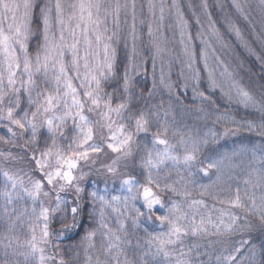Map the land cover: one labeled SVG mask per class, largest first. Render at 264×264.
Listing matches in <instances>:
<instances>
[{"label": "snow or ice", "instance_id": "obj_1", "mask_svg": "<svg viewBox=\"0 0 264 264\" xmlns=\"http://www.w3.org/2000/svg\"><path fill=\"white\" fill-rule=\"evenodd\" d=\"M260 3L264 5V0H260ZM232 4L247 21L248 17L244 14L239 0H232ZM136 7V0H124V3H121V0H75L67 4L64 0H0V128L4 129V134L8 137L5 140L0 136V140L4 143H14L17 139L27 138L23 145L25 153L27 154L29 148L33 149L28 159L35 164L34 172L39 173L38 178L28 175L25 181L20 172L0 168V176L4 181L0 198L6 205H10L23 194L33 204V216L43 224L39 238L36 235L38 225L30 226L31 237L25 241L28 250L21 253L26 264H66L63 258L56 261L53 256L45 254L43 245L49 244L51 237L49 225L54 219L60 220L62 227L60 232L56 233L58 238L77 226L80 194L84 192L80 184L88 175L83 169L88 167L92 170L98 162L101 163L102 174L111 177L113 182L118 180L120 188L127 195L123 198L112 196L109 200L96 191L89 193L94 202L93 214H96L95 205H99V228L104 230L102 235L106 238V243L101 245L105 259L102 261L97 256L95 264H111L113 260L116 264H121V237L105 223L106 209L117 213L118 216L123 215L121 208L116 205L127 209L129 201L139 200L141 207L147 211L148 220H152L156 212L161 213L155 216V220L159 221L161 227L167 225L168 231L153 236L150 243L156 246V251L152 254L153 259L162 256L163 264H172L173 257L175 264H194L191 258L193 249L188 248L185 251L183 246L177 245H182L188 236L197 237L210 231L212 234L221 231L232 232L241 219L230 211L219 210L220 216L214 221L211 214L207 217L200 214V209L205 207L203 199H191L194 188L203 189V196L210 187L199 184L197 177H208L212 170L219 174L223 161L228 158L227 154L219 158H201L203 146L208 143V140L202 137H189L188 140L182 137L178 150V146L170 143L167 138V112L164 122L161 123L158 110L153 111L147 106L132 104L136 93L130 70L134 73L139 68L138 64L132 63V59L138 54ZM187 7L191 9L192 4L189 3ZM200 7L207 18L210 35L218 41L222 40L216 22L208 11L207 0H202ZM156 8L153 0H148V9L153 18L156 17ZM166 8L169 14L174 13L175 29L179 31L182 51L177 59L183 65L180 73L184 81L183 87H192L193 99L199 97L202 101L207 100L205 92L200 91L203 83L202 73H206L209 92L219 89L231 100L234 89L239 103L246 108L252 107L261 114L259 124L254 121L246 122L249 131H257L258 135L264 136V97L257 100L235 80L228 68L223 66V61L215 56L216 50L205 39L201 20L195 12V24L200 30L195 35L189 31V21L185 18L178 0H171L167 5L161 0L160 24L156 31L163 25ZM129 10L132 23L129 32L122 37L119 31L121 14L123 13V23L128 24ZM109 18L113 25L111 34L107 27ZM9 20L5 28L4 22ZM225 23L237 39H243L241 29L234 21L226 17ZM65 32L71 36L72 43H68ZM128 37L131 38L130 55L125 57L128 63L124 65L123 76L119 78L122 83L115 89L120 95L114 96L104 91V85L116 77L117 45L122 42L127 52ZM147 37L145 52L151 53L153 72L155 73L156 60L160 59V84L171 91L163 67L167 49L162 47V41L156 37L151 23L147 25ZM32 39L37 41L34 57L29 56V42ZM81 40L84 45L83 56L80 54ZM197 40L199 45L195 43ZM243 46L247 47V43ZM66 53H70L71 57L68 63L65 62ZM210 58L215 59L217 68L223 66V71L219 73L222 79L217 78V68L210 66ZM257 59L264 57L257 56ZM147 62L144 61L145 64ZM70 71L74 72L75 76H70ZM77 79L80 80L79 86L73 84V80ZM224 80L229 82L227 91ZM148 95L151 97L152 92ZM22 97L26 98V104L22 102ZM217 119L231 118L225 113ZM228 134L225 129L224 135ZM141 139L146 142L142 155L139 144ZM102 157L107 162H102ZM0 158L5 161L16 159L11 152H0ZM261 159L264 160V157ZM166 168L176 170L179 180L168 183V177L165 176L162 181L161 174ZM101 169L95 171L100 173ZM219 180L220 176L217 175V181ZM258 182L264 183V169L260 170ZM67 190L76 194L75 206L70 209L67 208L68 201L60 195ZM162 192L174 194L181 199L165 202L160 195ZM51 193H55L54 205L45 206L42 198L51 201ZM249 200L250 204L243 202L237 188L234 198L230 197L221 202L227 203L231 208H247L249 212H259L261 222L264 223V196H261L259 205L254 197H249ZM62 205L65 208L62 209ZM133 210L136 213L133 220L135 224L145 213L134 206ZM62 211L65 215L57 217L56 214ZM69 211L71 223L66 222L69 219ZM4 214L6 227L11 231L16 225L7 207ZM19 219L17 216L16 220ZM119 227L123 230V223H120ZM95 235L96 231H89L85 236L90 248L94 247L92 239ZM10 245L11 241L8 246ZM239 251V248L235 249V252ZM92 261L93 258L88 256L87 264H92ZM123 264L132 262L125 258ZM217 264H221L219 257ZM222 264H237V258L230 254L223 258Z\"/></svg>", "mask_w": 264, "mask_h": 264}, {"label": "rangeland", "instance_id": "obj_2", "mask_svg": "<svg viewBox=\"0 0 264 264\" xmlns=\"http://www.w3.org/2000/svg\"><path fill=\"white\" fill-rule=\"evenodd\" d=\"M140 1L143 4V7L136 10L137 11L136 31L139 37L138 40L142 42L144 41L145 49H146L148 44V37H147V30H145V28H147V25L149 23H151L156 37L162 41V47H165L167 49V52L163 59V67L165 71L166 82L171 86V91H169L168 87H165L164 85L160 84L162 61L160 59L156 60L155 73L153 72L152 64L150 63L149 78L150 81L152 82L155 81V88L153 89L152 86V90H151L152 96L148 97L147 100H144L145 104L141 105V107L147 106L149 109L153 111L158 110L159 120L161 123L164 122L165 112H167V117H166L168 122L167 138L169 139L170 143L176 144L178 146V150H179V141L182 137L185 140H188L189 137L206 138L208 140L207 145L211 141L218 140L221 136L219 132L221 128L218 129V127L224 126L226 124L225 123L226 121L229 122L232 119L231 117L233 114L230 115L228 112L225 111L224 104L219 105L221 109H219L220 111H218L214 107H209V104L206 102V100L202 101L199 97L193 99L192 87L189 86L186 89L183 87L184 81L180 75L183 65L180 63V60L177 59V57L181 56L182 46L179 43L180 40L179 31L176 30L174 27L175 26L174 13L169 14L168 9L166 8L163 25L159 27V31H156L158 25L160 24L159 4L161 3V1H154V3L157 5L155 18H153L151 13L149 12L148 0H136V4H139ZM130 13L131 10L129 11V14ZM140 13H143V16L138 18V15ZM130 20L128 19V21ZM141 21H143V24H141ZM9 22L10 20L4 22L5 28H7V24ZM144 26L145 28H143ZM122 27H125V25L121 24L120 28ZM128 27H129V23H128ZM81 43L83 44L82 40ZM195 43L200 44L199 41ZM82 52L84 54V51ZM29 56L34 57L35 51L34 53L29 54ZM22 58L23 57L21 55V60ZM70 58H71L70 53H66L65 62L68 63L70 61ZM170 60L175 62L171 63ZM200 67L202 68V63L200 64ZM137 74L138 73H135V75ZM69 75L75 76V73L70 71ZM202 75L204 82L200 87V91H204L205 95L208 98L211 95H217L219 89L209 92L207 90L206 73H202ZM227 83L229 82L226 81V85ZM73 84L75 86H79L80 80L78 79L73 80ZM233 91L234 92H232V96L233 98H236L235 90L233 89ZM219 96H221L222 99H224L225 103L229 100L222 93L219 94ZM138 99H140L139 94H137V97L136 96L134 97V100H132V104L139 105V103H135L138 102ZM22 102L26 104L25 97H22ZM241 106L243 108L245 107L243 104L238 102L237 104L238 115L235 114L234 116V119L238 123L237 127L239 130H242L243 128L241 124L243 125V123H245L240 117ZM225 113L231 119H220V120L217 119L218 116L224 115ZM247 120L248 119L245 118L244 121ZM68 128L69 129L71 128V122H69ZM2 130L4 131V129ZM246 134H249V131L246 132ZM144 143L146 142L143 139L139 141L141 155L143 154ZM229 146L230 148L228 146L221 147L219 149V153L216 155H211L208 153L207 155H204L203 149L206 147V145L203 146L201 158H203L204 156H213L214 158H219L221 156H224L225 154H227L228 158L223 161L221 172L219 174L216 173L215 170H212L208 177H204L202 175L197 177L199 184L209 185L210 187L208 188L207 193H205L203 196L201 195L203 189L195 188V190H197L200 193H195L192 190L191 199H197V200L203 199L205 202V207H202L200 209V214L204 215L205 217L211 214L212 219L214 221L217 219V217L220 216L219 210H224L225 212L230 211L240 216L241 219L238 225L234 228V230L232 232H226V234L230 235L228 239H233L235 235H237L239 239L237 240L236 243L235 241H233L232 245L231 244L228 245L226 244L227 242L220 244H216L215 242L216 237L220 236L222 232L218 234H212V232L210 231L208 234H202L197 237L188 236L183 240V244L177 245V247L183 246L185 251H187L188 248H192L193 250L191 252V258L194 261V264H217L218 257L220 258L222 264L223 258L230 254L236 256L237 264H264V245L261 244L260 249L256 250L255 252L254 250H250V251L244 250L242 247L244 244H246L243 243L246 241L245 230H244L245 225L243 221L247 220L246 217L251 218L252 216L249 217V215L251 214L253 215L254 219L256 220L258 219L261 221L259 212H249L247 208L245 209L231 208L227 203L221 202V201H227L230 197L234 198L235 190L239 188L240 197L243 202H245L246 204H250L251 201L249 200V197H254L257 201V204L259 205L261 196H264V183L258 182L260 170L264 169V160L261 159L262 157H264V153L260 152L258 145L247 143V141L241 142V140H239L237 142V146H232L230 144ZM149 147H151L150 144ZM233 153H235V155H233ZM101 161L107 162L103 157L101 158ZM95 169H101L100 162H98L92 170H90L88 167H85L83 170L85 172H91V171L96 172ZM100 173H102V169ZM217 175L220 176L219 181H217ZM103 176H104L103 174H99L98 178H101ZM165 176L168 177L167 180L168 183H172L173 181L179 180V175L177 174L176 170H170L167 168L164 169L161 174L162 181ZM101 181L102 179L100 180V182ZM103 181L107 182V179H103ZM245 181H248V183L246 184ZM177 187H179V185H177ZM221 189H223V191ZM92 191H96L99 195L106 196L109 200L111 199L112 196H120L121 198H123L124 196L127 195V193L120 188L119 182L111 183V184H106V183L98 184L93 181L91 182L88 189H86V199L89 202L86 211V221H87V217L91 216L93 227L91 228V230L88 231L86 230V232L82 234L84 238L82 239L81 244L83 246L81 250L80 249L76 250V254L77 256L80 255L82 257L83 262L82 263L77 262L76 264H87L88 256H91L93 258L92 264H95V259L97 256H99L102 261L105 259V256L101 252V245L106 243V238L102 235L104 230L99 228L98 204L95 205L96 218H95V214H93L94 202L89 195V193H91ZM68 192L70 193L69 195L67 194ZM60 195L68 201V205H67L68 209L74 206L72 205V199L70 198L76 196L74 191L67 190L65 192H61ZM160 195L162 199L165 200V202H168L169 200L179 201L181 199L180 197H177L174 194L167 192H162L160 193ZM116 206L121 208V212L123 213V215L118 216L117 213L112 212L110 209H106L105 223L112 229L113 232H115L117 235L121 237L120 247L123 253L120 256L121 264H123L125 258L131 261L132 264H145V262H147V264H163L162 256H158L155 259H153L152 254L155 253L156 246L150 243V240L153 236L168 231L167 225L161 227L159 221L155 220V216L160 215L161 213L156 212L155 214H153V219L148 220L147 211L146 209L141 207V201L139 200L129 201V206L127 209H124L122 205H116ZM133 206L135 208H140V211L145 213L136 220L135 224L133 223V220L136 218V213L133 210ZM61 207L65 208L64 205H62ZM185 210L187 211V209ZM244 214H246V216ZM77 217H78L77 218V226H78L80 220L82 219L81 209H80V214ZM197 219H199V216L197 217ZM69 220H70L69 223H71L70 218ZM225 220H227V217H225ZM120 223H123L124 225L123 230H121L119 227ZM89 231H96V235L92 239V244L94 245V247L91 248L89 247V242L85 239V236ZM68 236L69 235L67 233H64L62 236H60V239L68 238ZM241 236H244L243 237L244 239L241 240ZM23 245L24 247H26L25 244ZM237 248L240 249L239 252H235V249ZM243 250L245 251L246 254L245 253L243 254L242 252ZM113 254L115 255V253ZM111 264H116V261L113 260ZM172 264H175V257L172 258Z\"/></svg>", "mask_w": 264, "mask_h": 264}, {"label": "trees", "instance_id": "obj_3", "mask_svg": "<svg viewBox=\"0 0 264 264\" xmlns=\"http://www.w3.org/2000/svg\"><path fill=\"white\" fill-rule=\"evenodd\" d=\"M154 1H161V0H153ZM75 0H64V3H73ZM181 5V9L184 12L185 18L189 21V31L195 35V33L200 30L199 26L195 24V17L193 16V12L195 15L198 16L201 20V24L203 26V31L205 34V39L209 41L212 48H214L215 56L219 57L221 61H223V66L228 68L235 80L239 82V84L247 90L251 95H253L257 100H260L264 97V59H257V56L264 57V5H261L260 0H239L240 5L244 9V14L247 15L248 20L245 21L241 14L236 10V8L232 4V0H207L208 4V11L211 13L212 19L216 22V27L219 29L220 36L222 40L218 41L214 37L210 35L209 25L207 18L204 15L203 9L200 7L202 0H178ZM121 3H124V0H121ZM164 3L170 4L171 0H164ZM191 3L192 8L189 9L187 5ZM160 5V4H159ZM136 10L143 7V4L140 3L136 4ZM70 11V10H68ZM130 11V10H129ZM137 12V11H136ZM122 21L123 23V13ZM143 13L138 15V18L142 17ZM230 18L234 21L241 29L243 39H237L234 33H232L229 29L227 24L225 23V18ZM131 13L128 15V19L130 20ZM137 18V13H136ZM131 21H128V24H124L125 27L120 28V34L124 37L130 30ZM249 21L251 23H249ZM35 28V23L33 24ZM74 27V23H73ZM109 29V34L113 30V25L111 23V18H109V22L107 25ZM128 27V28H127ZM175 27V26H174ZM145 28V26L143 27ZM142 28V29H143ZM147 30V28H145ZM77 35L79 36V30H77ZM66 39L68 43H72L71 36L65 32ZM129 40V49L126 50L123 47V43L121 42L117 45V65H116V77L110 79L104 85V91L107 93H111L114 96L120 95L119 92H116L117 89L122 81H120V77L123 76L124 65L128 63V60L125 59L126 55H130L131 49V38L128 37ZM199 41V40H197ZM195 41V42H197ZM247 43V47L243 46L244 43ZM37 41L35 39L30 40L29 42V54L34 53L36 48ZM197 45H199L197 43ZM226 45V46H225ZM35 46V47H34ZM137 47V55L132 59L133 64H138L139 68L136 72H131L130 75L133 76L134 80V91L139 94L138 106L145 104L144 100H147L148 92L152 90V81H150L149 71H150V53L145 52V44L144 41L137 40L136 41ZM251 49V51L249 50ZM84 45L81 43L80 45V54L83 56ZM210 56H211V50ZM144 61H148L146 64ZM209 64L211 67H217L215 59L209 60ZM223 66L217 69V78L222 79L219 77L220 71H223ZM135 73H138L135 75ZM204 82V81H203ZM225 90H227L228 83L226 85V80L223 81ZM219 94H221L220 90H218ZM211 95L206 102L209 104V107H214L216 110L220 111V104L225 105V111L232 115V119L228 122L226 121L224 126L218 127L221 128L220 138L218 140L211 141L204 150V155L211 154L216 155L219 153V149L223 146H237V142L241 140V142L247 141V143H252L253 145H258L260 152L264 153V136H260L257 134V131H249L247 129V121H255V123L259 124L261 119V114L252 107H242L241 106V114L240 117L242 118L243 126L242 130H239L237 127V122L234 119L235 114L238 115L237 112V104L238 100L236 98H232L228 100L226 103L221 96ZM232 92H234L232 90ZM216 101V103H215ZM218 103V104H217ZM135 105V104H134ZM218 107V108H217ZM247 118V121H244ZM232 121V122H231ZM216 127V126H215ZM227 129L229 134L224 135L225 130ZM239 131V132H238ZM249 131V134L246 132ZM234 133V134H233ZM0 136H3L4 139H8L5 136L4 131L0 129ZM27 138H25L26 140ZM25 140L17 139L14 143H4L3 140H0V152H11L16 159L11 161H5L3 158H0V168H7L12 171L20 172L21 175H24L25 180L27 181L28 175H33L34 178H38L39 173H35V164L34 162L28 159V156L31 155L32 148L28 149L27 154L25 153V149L23 147ZM22 170V171H21ZM27 174V175H25ZM102 173L97 172H88V175L80 184V186L84 189V192L80 194V209H81V217L77 228L74 227L70 231H67L69 236L68 238H58L56 233L60 232L62 227L59 219H54L51 221L49 225V231L51 233L50 243L47 245H43L45 247V254L53 256L56 261L60 258H63L66 264H76L82 263L83 259L80 255L77 256L76 250L82 249V236L86 230H91L93 227V223L91 221L92 217L88 216L86 221V211L89 205V202L86 199V189H88L91 182L96 183H116L119 182L118 180L113 182L111 177H101L98 178V175ZM102 181L100 182V180ZM103 179H107V182H104ZM106 181V180H105ZM4 188V181L3 177L0 176V190ZM193 192L200 193L195 188ZM70 194L69 192L67 193ZM55 193H51L52 200L49 201L47 198L44 199L45 206L54 205V197ZM72 199V205L75 206L76 196L70 197ZM5 207L8 208V212L12 217V220L15 221V227L9 231L6 227V217L4 214ZM33 204L27 197L21 194V198L15 199L12 204L6 205L5 201L0 198V264H26L25 258L21 253L26 252L28 249L24 247L23 244L24 240H28L31 237V227L30 226H37L36 227V235L37 238L40 237V228H42V222L38 221L35 216L32 214ZM37 212L39 211V204L36 205ZM98 208V206H97ZM63 209V208H62ZM57 217H63L65 212L62 211L56 214ZM70 218V212L68 214ZM246 216V214H244ZM19 216L20 219L16 220V217ZM247 220L243 221L245 227V236L247 243L244 244L242 247L244 250H254V252L260 249L261 244L264 245V223L260 220L254 219L253 215H249ZM78 218V217H77ZM96 218V214H95ZM69 219L66 221L69 223ZM95 224V223H94ZM250 225V227L248 226ZM220 236L216 237V244L227 242L226 244L232 245V242L239 239L237 235L234 236L233 239H228L230 237L229 234L226 232ZM20 233V234H19ZM218 234V233H216ZM20 235V236H19ZM22 236V237H21ZM244 236H241V240L244 239ZM24 239V240H23ZM11 241V245L9 242ZM242 251L243 254L245 251ZM246 254V253H245ZM30 264V262H29Z\"/></svg>", "mask_w": 264, "mask_h": 264}]
</instances>
